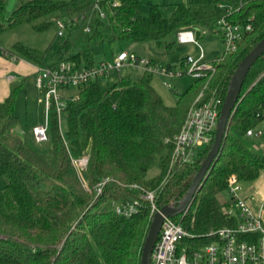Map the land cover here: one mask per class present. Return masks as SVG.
Wrapping results in <instances>:
<instances>
[{"label":"trees","instance_id":"trees-1","mask_svg":"<svg viewBox=\"0 0 264 264\" xmlns=\"http://www.w3.org/2000/svg\"><path fill=\"white\" fill-rule=\"evenodd\" d=\"M231 6L239 10L235 21L251 24L253 31L235 53L215 64L210 79L179 94L175 107L165 104L150 76L121 78L106 92L102 79L81 86L64 110L65 132L61 116L50 114L52 147L47 154L17 131L16 103L24 83L11 86L9 97L0 102V176L6 183L0 190V264H141L153 220L143 195L156 192L159 209L179 206L187 195L211 147L201 150L193 165L172 166L173 139L203 88L207 86L208 97L225 100L237 68L264 37V0H188L176 6L171 18L155 4L145 15L139 0H30L14 10L6 25L0 22L1 33L67 10L75 19L67 35L58 38L51 67L71 62L82 68L98 64L95 48L107 42L149 43L173 53L179 32L214 33ZM5 10L0 0V14ZM50 25L35 29L45 31ZM9 54L48 67L44 55L23 45ZM263 121L264 55L247 75L214 167L187 214L177 217L192 235L181 245L200 248L213 241V232L235 226L228 215L230 203H220L218 196L233 177L241 184L262 178L264 155L252 149L246 133ZM83 156L89 163L78 172L73 161ZM155 166L159 174L149 178ZM114 202H139V210L129 218L119 216Z\"/></svg>","mask_w":264,"mask_h":264},{"label":"built area","instance_id":"built-area-1","mask_svg":"<svg viewBox=\"0 0 264 264\" xmlns=\"http://www.w3.org/2000/svg\"><path fill=\"white\" fill-rule=\"evenodd\" d=\"M221 8L225 6L222 5ZM236 11L239 10L234 6L229 7L227 16L219 20L215 29L224 42L223 58L225 55L235 53L247 34L253 31L251 24L245 25L235 21L233 16ZM55 25L57 37L64 38L70 22L57 18ZM177 42L182 46L192 45L199 52L197 57L187 56L180 70H172L171 67L162 69L151 59L127 52L120 53L112 62H101L89 67L77 68L71 62H64L57 68L51 66L39 68L37 84L47 99L48 115L55 111L61 116L64 107L61 90L80 88L90 82L106 78L112 72L120 74L125 67H139L148 75L165 74L181 77L188 74L198 82L210 79L215 71V61L208 60L202 44L196 39L195 32L191 30L179 32ZM0 54L14 61L17 60L7 51L0 50ZM206 89L189 108L180 132L173 139L172 166L195 164L200 151L213 145L224 101L215 95L208 97ZM257 128L249 130L246 136L248 138L264 136V132ZM49 131L47 125L36 126L33 134L39 143H43L47 140ZM88 163V156L73 161L78 172L85 169ZM106 182L98 186V195ZM134 188L139 189L138 186ZM229 190L231 199L228 215L235 220V226L213 232V241L197 248L181 245L184 239H192V235L186 231L180 219L165 218L153 250L151 264H264V204L259 210H254L243 194V186L236 177L231 178ZM143 199L150 203L151 213L154 216L160 210L156 205V192L145 193ZM113 209L117 215L129 218L139 210V202H114ZM187 212L183 215L185 216Z\"/></svg>","mask_w":264,"mask_h":264},{"label":"rangeland","instance_id":"rangeland-1","mask_svg":"<svg viewBox=\"0 0 264 264\" xmlns=\"http://www.w3.org/2000/svg\"><path fill=\"white\" fill-rule=\"evenodd\" d=\"M6 10L0 14L1 24L6 25L9 17L15 9L21 4L30 0H4ZM56 2L70 4L73 0H55ZM143 3V13L149 15L151 5H160L162 15L165 18H171L175 11L177 3H186L188 0H139ZM182 1V2H180ZM68 20L70 28L75 19V15L69 14L67 10L62 9L53 15L35 21L33 24H25L15 29H8L0 33V50L14 53L16 45H23L33 49L45 56L46 66H51L55 62V55L58 51V37L57 28L53 21L56 18ZM42 23H51L45 31H37L35 27L40 26ZM68 31H66L67 35ZM196 39L200 42L206 52L207 58L214 64L218 63V59H222L225 46L220 33L214 32L208 34L207 32H195ZM122 52L135 53L140 57L151 59L155 64L162 68L172 70H180L183 61L187 56L197 57L199 52L197 49L190 46H182L178 42L173 53H169L165 48H159L154 44L149 43H133L129 41H117L115 43H104L95 48V60L97 63L112 62L116 56ZM152 77V85L159 96L162 97L165 104L169 107H175L179 102V94L185 93L196 82L191 75L185 74L184 76H169L165 74L148 75L139 67H125L120 74L112 72L110 76L103 78L101 88L106 92L109 87L117 83L121 78H131L134 81L146 77ZM24 87L18 92L16 103V115L19 119L18 129L26 135L31 145L37 151L47 154L52 147V135L49 132L48 138L45 142L39 143L33 134V129L36 126H48L51 130L52 121L48 115V103L43 92L38 88L36 81H25L22 79ZM205 87V86H204ZM206 89L203 88L200 94ZM62 95L64 107L60 117V127L62 132L66 130L67 117L64 110L69 106L71 101L78 95L76 88L64 89L60 91ZM199 94V95H200ZM198 95V96H199ZM48 116V119H47ZM258 130L264 132V121L258 125ZM250 146L257 153L264 155V136L260 138H249ZM206 149V148H204ZM202 149V151L204 150ZM159 174L158 166H155L148 174L149 178L155 177ZM85 184V183H84ZM6 183L3 177L0 176V190L5 187ZM244 194L248 195L253 201H261L259 199V190L264 191V174L262 178L256 183H243ZM260 188V189H259ZM220 203L229 202L231 199V192L228 189L218 196ZM113 205V203H112Z\"/></svg>","mask_w":264,"mask_h":264},{"label":"water","instance_id":"water-1","mask_svg":"<svg viewBox=\"0 0 264 264\" xmlns=\"http://www.w3.org/2000/svg\"><path fill=\"white\" fill-rule=\"evenodd\" d=\"M263 55L264 37L242 60L231 80L228 93L222 105L215 140L205 161L201 165L200 170L196 174L187 195L181 201L179 206H165L153 216L149 234L144 244L141 264H151L153 250L159 238L165 218L181 216L190 208L196 193L200 190L202 183L208 177L210 170L214 167L221 153L224 140L229 130L232 114L239 101L247 75L251 68Z\"/></svg>","mask_w":264,"mask_h":264},{"label":"crops","instance_id":"crops-1","mask_svg":"<svg viewBox=\"0 0 264 264\" xmlns=\"http://www.w3.org/2000/svg\"><path fill=\"white\" fill-rule=\"evenodd\" d=\"M179 4H186V3H184L183 1V3H177V5ZM177 5H175V9ZM38 71L39 68L28 61L25 60L14 61L0 54V102L4 103L6 101V99L9 97L11 93V86L13 84H18L19 82H22L23 78L25 79V81L33 80L37 82ZM17 131L21 132L18 129V127H17ZM243 194H244V190H243ZM245 197L249 200L250 205L256 211L259 210L261 206L264 204V191L259 190V199L261 201L259 200L253 201L250 199L248 195H245Z\"/></svg>","mask_w":264,"mask_h":264}]
</instances>
